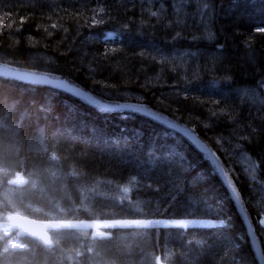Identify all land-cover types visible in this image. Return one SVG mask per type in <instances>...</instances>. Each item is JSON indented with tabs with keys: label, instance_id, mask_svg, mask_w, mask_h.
Returning a JSON list of instances; mask_svg holds the SVG:
<instances>
[{
	"label": "trees",
	"instance_id": "obj_1",
	"mask_svg": "<svg viewBox=\"0 0 264 264\" xmlns=\"http://www.w3.org/2000/svg\"><path fill=\"white\" fill-rule=\"evenodd\" d=\"M258 27L264 0H0V63L63 78L106 104H143L189 128L235 186L264 256V102L246 96L264 88ZM244 153L254 173L245 169ZM2 166L38 182L39 191L25 199L48 212L79 207L94 180L113 197L118 184L139 179L133 203L117 207L95 194L87 201L97 218L141 224L112 229L107 238L66 237L58 255L81 249V257L95 255L102 264H154L165 246L170 264H259L211 162L145 115L0 76ZM161 219L208 223L186 231L146 226ZM39 256L27 254L26 264H42Z\"/></svg>",
	"mask_w": 264,
	"mask_h": 264
},
{
	"label": "rangeland",
	"instance_id": "obj_2",
	"mask_svg": "<svg viewBox=\"0 0 264 264\" xmlns=\"http://www.w3.org/2000/svg\"><path fill=\"white\" fill-rule=\"evenodd\" d=\"M145 1L149 4H154V3L156 4L157 2L161 0H145ZM174 5L176 6L177 4H174ZM117 35H118L117 32H110L108 33L107 37L113 38ZM263 93H264V88L261 90L253 91L252 94L254 96L250 93V91H248L246 96H251L258 102H264ZM75 96L80 97L78 95H75ZM121 103H118V104H121ZM120 110H127L130 112H134L129 109H120ZM134 113L140 114L138 112H134ZM241 157H242L241 159H243L246 165H248L247 167L249 169L251 168V170L253 171L255 169V166L252 160L245 155ZM12 172L13 171H11L9 167H5V166L0 167V175H3L5 177V179L2 180L3 182L2 185H0V192L3 191L2 193L3 196L6 198L8 204L13 208L15 212L22 213L20 209H24V210H30L31 212H35V213H45L47 215V218H49V221H47L48 229H50V232L53 236V240L56 242L57 247L62 239H65L66 237H68L66 236L65 233L70 234V230H73V234L76 237L90 235L91 237L94 236L97 238H107L110 236L112 228L114 227L125 228L127 226L129 228H132L138 225L136 222L140 221L139 220V221L127 222V221H123L120 219L110 218L109 215H107L106 218L104 219L100 217L97 218L98 216L94 214V212L91 209V205H89L87 201V198L90 195L95 194L101 198H105V197L110 198L112 201H115V205L117 207H119L121 204L124 205V204L133 203V201H131L132 190L140 188V181L138 178H132L128 182L118 184L116 189L114 187L113 197L109 195L108 193L99 192L103 182L94 180L91 182L92 185L87 190L84 191L83 193L84 196H82L79 199L80 208L76 207L75 205L73 209H70L68 211L67 209H63L61 206L58 205L55 207L53 212L47 213L42 208H39L38 206L30 204L25 199L26 194L39 191L37 190L38 189L37 182H33L29 176H24V175H21L20 173L12 174ZM106 185L110 186L109 183H106ZM111 188L112 187H108V189H111ZM89 198L92 199V197H89ZM68 213L71 214V217L69 218L68 216H66V214ZM80 215L82 216L89 215L91 219L86 220V218H79ZM92 216H94V218ZM76 220H79V221L76 222ZM196 221L200 223L199 226H205L208 223V220H196ZM141 223L142 221H140L139 224ZM152 224L153 225L159 224L160 226H163V227H171L170 224H173V223L170 220H160V221L152 222ZM180 225H182L181 227L182 229H187L189 226H192L193 224L183 221L182 223H180ZM146 226L150 227L151 225L148 224ZM16 229L17 228L14 226V224L11 226L8 223V219L2 220L0 217V236L5 235V238H6V240L3 243H0V250L2 252V255H0V262L3 264H12L14 261H10V257L15 258L17 255V252H22L23 250H25L26 245H22V243L28 240H34V239H30V237L26 236L25 234L22 237L21 232L16 231ZM124 241L125 239L123 238V242ZM37 248H38L37 245H35L33 250L35 251L37 250ZM46 249L48 250V248ZM50 250H52L51 252H54V253L56 252L55 249H50ZM161 250H162V253H164V255L151 257L153 259V263L154 264H170L172 260L171 254L169 252L170 250L168 249V247H165V246H163ZM94 251L97 254H99V251L97 249H94ZM57 252H60V251L58 250ZM81 256H82L81 249H75L72 252L64 251L61 253V255H57L55 253L56 258H55L54 264H102L103 263L102 260L100 258H97L95 255H92V256L88 255L86 256V258H83ZM42 259H45L46 261H50V262L54 261V258L49 255H40L38 261ZM35 263H36V260L33 258L31 264H35Z\"/></svg>",
	"mask_w": 264,
	"mask_h": 264
},
{
	"label": "water",
	"instance_id": "obj_3",
	"mask_svg": "<svg viewBox=\"0 0 264 264\" xmlns=\"http://www.w3.org/2000/svg\"><path fill=\"white\" fill-rule=\"evenodd\" d=\"M0 76H5L9 78H13L22 82L26 83H32V84H42V85H51L56 88H62L70 92L71 94L78 95L81 97H84L86 101H88L90 104H93L98 107H102V105H106L103 102L97 101L94 97L90 96L89 94L85 93L81 89L71 86V85H66V83L62 80L59 79H53L50 78L46 74H37L34 72H29L26 70H21L18 68H13L4 64L0 63ZM76 91H73V90ZM125 107H121V105H116V106H109L107 107H102L106 109H119V108H124V109H129L134 112H138L142 115H145L147 117L153 118L156 121L164 124L165 126L172 128L176 130L177 132L181 133L183 136L189 139V141L195 145L200 151H202L210 162L213 164L214 168L224 181L225 185L230 191V194L235 201L238 210L246 224L247 231H248V236L251 242V245L253 247V250L258 258V261L260 264H264V256L260 247V243L257 237V234L255 232V229L253 225L250 223V221L247 218V214L243 210V207L241 205V202L239 200L237 191L233 187V185L229 182L228 177L224 171V169L219 165V163L216 161L215 157L209 153V149L206 146L205 143H203L194 133H192L189 128L181 126L177 123H174L170 121L168 118L163 117L159 115L158 113L149 110L146 106L144 105H136V104H124ZM12 220L14 221L15 224H17L23 231L31 233L33 236L36 238L42 239L45 243L50 244V235L47 233L45 229V224L42 221H37L33 219H29L27 217H23L18 214H13L12 215Z\"/></svg>",
	"mask_w": 264,
	"mask_h": 264
},
{
	"label": "bare ground",
	"instance_id": "obj_4",
	"mask_svg": "<svg viewBox=\"0 0 264 264\" xmlns=\"http://www.w3.org/2000/svg\"><path fill=\"white\" fill-rule=\"evenodd\" d=\"M182 54H183V56H186L187 55V52H182ZM26 71H28V70H26ZM29 72H33V71H29ZM35 73V72H34ZM49 76V75H48ZM50 78H53V79H59V80H62V81H64L65 83H66V85H71V86H74V85H72V84H70V83H68L65 79H63V78H58V77H52V76H49ZM48 86H51V85H48ZM51 87H53V86H51ZM75 87H77V86H75ZM54 88H56V87H54ZM77 88H79V87H77ZM58 89H61V90H64V91H67V90H65V89H62V88H58ZM79 89H81V88H79ZM82 90V89H81ZM82 91H84V90H82ZM85 93H87L86 91H84ZM87 94H89V93H87ZM90 96H92V97H94L93 95H91V94H89ZM81 97V96H80ZM84 98V97H83ZM97 100V99H96ZM97 101H99V102H101L100 100H97ZM125 103H121V104H117V105H124ZM120 109H124V108H119V109H117V110H120ZM150 118V117H149ZM153 119V118H152ZM211 151V150H210ZM212 153V152H211ZM205 158H206V156H205ZM218 161V160H217ZM252 165V164H251ZM248 166V165H247ZM223 181V180H222ZM224 182V181H223ZM225 184V183H224ZM243 207V206H242ZM244 210V209H243ZM246 225V224H245ZM14 226L16 227V228H20L17 224H15L14 223ZM247 228V227H246ZM256 232V231H255ZM24 233H25V235L26 236H28V237H30V239H35L36 237L35 236H33L31 233H29V232H25L24 231ZM257 234V233H256ZM257 237H258V235H257ZM259 240V239H258ZM44 245H47V243H44ZM0 264H3V263H1L0 262Z\"/></svg>",
	"mask_w": 264,
	"mask_h": 264
},
{
	"label": "snow or ice",
	"instance_id": "obj_5",
	"mask_svg": "<svg viewBox=\"0 0 264 264\" xmlns=\"http://www.w3.org/2000/svg\"><path fill=\"white\" fill-rule=\"evenodd\" d=\"M249 2H251V3H255L256 0H249ZM232 3H233V4H238V3H239V0H232ZM100 11L103 12L104 10H103V9H100ZM152 15L155 16L156 13L153 12ZM205 15H206V13H205ZM99 20H100V21L103 20V16H102V15L99 17ZM21 23H23V21H21ZM56 27H57L56 24H52V28H56ZM257 31H258V32H261V33H264V27H258V28H257ZM176 35L178 36L179 33H177ZM196 38H199V37H196ZM73 91H76V90L74 89ZM102 107H107V105H102ZM121 107H125V105H121ZM136 223L139 224L140 221H139V222H136ZM259 224H260V225H264V219H260V220H259Z\"/></svg>",
	"mask_w": 264,
	"mask_h": 264
},
{
	"label": "flooded vegetation",
	"instance_id": "obj_6",
	"mask_svg": "<svg viewBox=\"0 0 264 264\" xmlns=\"http://www.w3.org/2000/svg\"><path fill=\"white\" fill-rule=\"evenodd\" d=\"M15 260V258L14 257H10V261H14Z\"/></svg>",
	"mask_w": 264,
	"mask_h": 264
}]
</instances>
